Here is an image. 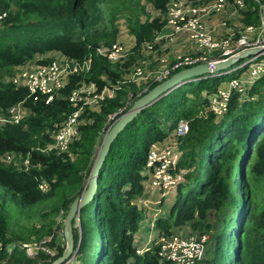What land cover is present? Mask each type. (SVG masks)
<instances>
[{
    "label": "trees",
    "instance_id": "16d2710c",
    "mask_svg": "<svg viewBox=\"0 0 264 264\" xmlns=\"http://www.w3.org/2000/svg\"><path fill=\"white\" fill-rule=\"evenodd\" d=\"M243 1L245 23L259 24L258 8L264 0ZM167 3L0 0V14L8 12L0 20V108L27 97L26 88L5 81L27 61L49 53L75 59L93 57L91 70L71 76L51 103L28 99L31 113L19 124L0 127V264H51L64 252L66 241L57 234L56 216L62 213L65 219L71 203L84 190L107 129L134 100L161 82L129 79L140 50L165 24L161 15L152 16L148 8L151 5L163 14ZM122 19L136 44L126 62L112 63L96 48L117 41ZM242 72L209 74L187 82L144 108L125 127L111 145L95 198L81 209L79 226L77 218L72 222L78 250L71 264H172L160 256L155 242L143 254L135 243L144 218L138 201L144 194L147 156L157 141L178 143L182 154L176 170H186L168 214L156 220L159 233L171 236L184 226L191 232L210 233L209 254L199 264H264V74L250 87L248 97L233 94L222 117L201 115L220 79ZM83 82H95L100 88L110 82L121 85L99 110L84 111L81 137L67 153L44 150L73 111L69 94ZM183 118L189 120L190 130L177 138L175 130ZM6 154H15L17 160H1ZM29 154L26 168L20 158ZM41 182L49 184L48 191L40 189ZM234 182H239L238 195ZM90 207L91 216L87 215ZM37 208V221L25 224L24 218H33ZM215 220L221 221V228L214 236ZM26 244L45 249L30 254Z\"/></svg>",
    "mask_w": 264,
    "mask_h": 264
},
{
    "label": "built area",
    "instance_id": "2783aa9c",
    "mask_svg": "<svg viewBox=\"0 0 264 264\" xmlns=\"http://www.w3.org/2000/svg\"><path fill=\"white\" fill-rule=\"evenodd\" d=\"M197 0H168L166 10V24L169 31L159 32L154 41L147 42L145 47L153 51L155 45L162 39L173 40L177 33L187 32L190 38L202 49L199 55H178L172 62L169 69L156 72L151 81L164 80L171 71L189 65L208 63L212 75H231L237 70H246L245 74L230 78L227 88H218L216 92L209 94L207 106L201 110V115L223 116L229 109L230 100L233 94L238 93L248 97L250 87L264 74V58L261 55H254L244 59L240 66H232L220 72H214L216 64L226 59L240 54L242 51L253 47H264V4L261 5L260 24L258 26L248 25L240 36L236 38L234 33L221 37H216L213 31L206 28L205 18L212 14L222 13L226 8V0H214L210 3L199 4ZM239 7L244 6L243 1L238 2ZM7 15L6 12L0 14V20ZM165 29V28H164ZM254 34V36H251ZM99 55L106 57L110 62L117 63L129 56V48L119 41L111 46H100L96 48ZM216 54L214 55V53ZM92 54L83 59H75L59 54L44 65H36L30 62L19 66L14 74L5 81L15 87L27 89V97L6 109L0 108V127L7 124H19L31 113V108L27 105V100L33 102L51 103L60 90L66 85L73 75L88 73L92 68ZM154 73L153 71L149 72ZM142 66H135L129 80L145 82L149 80ZM121 83L106 85L97 90V84L90 82L82 83L74 88L68 96V101L73 107V111L60 124L54 134L53 142L44 150H54L58 154L67 153L72 143L81 137L80 125L82 115L87 108H100L108 99L116 95ZM190 130V122L187 119H180L175 130V137L185 136ZM181 150L178 143H166L153 145L147 156L145 166V184L150 188L159 191L161 196L168 195L177 189L184 177V171H177V163L181 157ZM74 158L73 155H70ZM1 160L12 162L17 160L15 154H6ZM20 163L28 168L30 165V154L21 157ZM40 189L48 191L50 186L47 182H41ZM161 201H157L159 204ZM159 212V211H158ZM157 212V215H158ZM156 215L148 219L151 229L150 239L147 243H137L138 252L143 254L150 249L155 242L159 245V254L162 258L169 260L172 264H199L205 258L207 245L210 242L208 233H196L189 231L185 233L183 229L177 230L171 236L160 234L156 228ZM154 231V241L153 234ZM153 241V242H152ZM27 248L29 244H26ZM43 249H45L43 247ZM32 253V249L28 248Z\"/></svg>",
    "mask_w": 264,
    "mask_h": 264
},
{
    "label": "rangeland",
    "instance_id": "374dc122",
    "mask_svg": "<svg viewBox=\"0 0 264 264\" xmlns=\"http://www.w3.org/2000/svg\"><path fill=\"white\" fill-rule=\"evenodd\" d=\"M212 1H214V0H197L196 3L204 4V3H210ZM226 2H227L226 8H225V10L222 13H219V14H221V15H219V17H221L220 20L222 19V21H225V20L228 21L229 25L224 27V29L227 30L226 31V36L230 35L231 33H234V36H236V35H238L239 32H242L243 30H245L246 29L245 27H247L248 25H252V24L245 23V15H244V13H245V11H247V7H246L245 4H244L243 7L240 8L239 5H238V1L235 2V0H226ZM263 4H264V2H260L258 11H261V5H263ZM148 9H149V12L152 14V16H160L161 15V17L164 19L165 24H166V12L162 14L160 11L152 8L151 5L149 6ZM4 12L8 13L7 11H4ZM4 12H2V13H4ZM216 15L217 14L215 13V14H212L211 17L209 16L211 18L210 20H211L212 24H214V19L217 17ZM260 16H261V14H260ZM119 24H120L119 25L120 33H119L117 41H119L121 43H124L129 48V52H130L129 56H130L132 54V50H133L135 44H133V45H129V44L132 41L131 39L134 38V36L129 31L127 23H126L125 20L122 19ZM259 24H257V23L255 24L254 23L253 25L258 26ZM182 32H184V31H182ZM184 33L188 34L187 32H184ZM219 35H220L221 38L224 37L222 34H219ZM162 40H164V39H162ZM162 40H160L158 42V44L155 45V49L153 51H150L145 46L142 47V49L140 50V55L137 56L138 63L134 64V66L132 67V69L130 71L131 74H132V71H133L134 67L140 65V66H142L145 69L147 74H150L149 73L150 71L154 72V73L150 74V77H149L148 81H151L150 80L151 77L154 79V76L156 75V72L163 71L165 69H169L170 66H167V67L161 66L162 63H161L160 58L163 56V51H166V52L170 53L171 49H174V46H172V44H167L166 49H164L165 47H163V45H162V43L164 41L162 42ZM111 45L101 44L100 46H111ZM100 46H98V47H100ZM198 49H200V47H198ZM194 52H198V50L196 49L195 45L193 47H191L189 50H185V48H183V52L181 54L182 55H193V54H195ZM198 54H201V53H198ZM58 55L59 54H55V53H49L47 55H39L35 59L27 61L26 63L30 62V63L36 64V65H44L43 63H41V61H43L44 58L52 57L51 59H54ZM129 56L126 57L125 59H123L122 61H119V62L120 63L126 62V60L129 58ZM260 57L264 58V54H262ZM26 63H24V64H26ZM243 63H244V61L241 60L240 62H238L236 64V66H240ZM24 64H22V65H24ZM170 64H172V63H170ZM16 70H15V72H16ZM171 73H172V71H171ZM245 73H246V70H243V72L240 75L245 74ZM129 74L130 73L127 74V78L129 77ZM7 78H8V76H7ZM229 81H230V77L221 78L220 81H219L220 82L219 88H227ZM145 82L147 83V80ZM145 82H142V83H145ZM83 83L88 84V82H83ZM113 84L114 83L110 82V83H106L104 86H106V85L111 86ZM96 88H97V90L102 89L98 85L96 86ZM241 97H245V96L241 95ZM88 109L89 108H87V110ZM90 109L96 111V110H99L100 108H97V109L90 108ZM216 117H222V116H216ZM83 120H85V119L83 118ZM158 143H160V142L157 141V142H155L154 145H157ZM183 171H184V174H185L186 170H183ZM239 176H240V166H238L235 169V177H236V179ZM184 178H185V176L183 177L182 181H184ZM233 188L235 189L237 195L240 194L239 193V182H234ZM156 193L158 194L159 191L156 192ZM156 193H153V194L156 195ZM154 195H152V196L150 195L148 204H144L143 203V207L144 208L143 207L142 208H143V212H144V218H143V220H142V222L140 224V229H139L138 233L135 235V243H136V241L139 242V239L141 240L142 238H144V241H147V239H150L151 235L149 233L150 229L148 228L147 220L150 219V218H153L155 215L157 216L156 220L160 216H166L168 214V212H169V209H170L171 205L174 203V201L176 199L177 190L175 189L174 191H171L168 195L163 196V197L161 196L160 193L158 194L157 197H155ZM159 200L161 202L158 204L157 201H159ZM38 210H40V209L37 208L36 214H35V216L33 218H31V219L24 218L23 222L25 224H29L30 222H33V221L36 222L37 219L39 218V216L37 215V213L39 212ZM158 211L160 212L159 215H157ZM87 215H89V216L92 215V207H90L89 210L87 211ZM56 219H57V221L60 224V229L57 230V234L59 235V238L65 242V238L63 236L64 230L62 228V226H64V215H62V213H60L59 215L56 216ZM76 224H77L76 226H79V218H77V223ZM214 225H215V231L213 233H214V236H215V234H217L218 230L221 228V221L220 220H215L214 221ZM183 230H185L184 231L185 233H188L190 231V227L189 226H184ZM151 234H154V231H152ZM209 235H210V233H209ZM214 236L211 233V238L212 239H213ZM40 244H39V247H36L35 244L34 245L33 244H29L28 248L32 249V253L33 254H36V252L38 251V248H42L43 249V246H41ZM208 254L209 253L207 252L206 255H205V258H207ZM74 258H75V256L67 264H71L70 262H72Z\"/></svg>",
    "mask_w": 264,
    "mask_h": 264
},
{
    "label": "water",
    "instance_id": "95a60500",
    "mask_svg": "<svg viewBox=\"0 0 264 264\" xmlns=\"http://www.w3.org/2000/svg\"><path fill=\"white\" fill-rule=\"evenodd\" d=\"M262 54H264V47H253L246 49L236 56L219 62L216 64L213 71L220 72L226 70L232 66H235L241 60H244L250 56ZM210 73L211 69L208 63H199L173 73L169 77L159 82L152 89L147 91L144 95L134 100L133 104L127 109V111L120 115L107 129L99 145L93 166L86 182V186L82 193L71 203L70 209L64 219V238L66 241L64 252L51 264H67L75 256L78 246L75 248L72 222L75 218H79L81 209L95 198L99 186L101 169L104 165L107 155L109 154L111 145L116 140L118 135L132 120H134V118H136L141 113L144 108L152 105L160 98L166 96L171 91L182 86L183 84L200 79L202 77H206Z\"/></svg>",
    "mask_w": 264,
    "mask_h": 264
},
{
    "label": "crops",
    "instance_id": "0c3cea01",
    "mask_svg": "<svg viewBox=\"0 0 264 264\" xmlns=\"http://www.w3.org/2000/svg\"><path fill=\"white\" fill-rule=\"evenodd\" d=\"M237 1L239 2V1H243V0H235V2H237ZM219 15H221V14H217L216 15L217 17L214 19V24L211 23V20H210L211 16L205 18V21H204V24H205L206 28L211 30V31H213V33H214V35L216 37H220L219 34H222L223 36H226V31L227 30L224 29V27L229 25L227 20H225V21H222V19L220 20L221 17H219ZM168 31L169 30L165 26H163V28L160 30V32H164V33L168 32ZM240 35H241V33L239 32L238 35H236V38L238 36H240ZM251 36H254V34H251ZM131 40L132 41L130 42L129 45L136 44L135 37L132 38ZM190 40H191L190 36L188 34H185L184 32L177 33L173 40H170L168 38L162 40V42L164 41L163 43L161 42L163 47H165L164 49H166L167 44H172V46H174V49L170 48L171 49L170 53H168L166 51H163L164 49L162 50L163 51V56L160 58L161 63H162L161 66H164V67L170 66L171 65L170 63H172L176 59V57L178 55H182L181 53L183 52V48H185V50H189L191 47H193L195 45V47L198 50V52H194L195 54H193V55H199L198 53H202V49L201 48L198 49L199 46L193 40H191V41ZM215 54H216V52L214 53V55ZM130 76H131V74H130ZM156 192H158V191L155 190V189L150 188L148 185L145 184L144 185V194L141 196V199L138 201L139 205H141L143 207V203L144 204H148L150 195L152 196V195H154L153 193H156ZM158 194L156 193V195H154V196L157 197ZM159 213L160 212H158V215H159ZM147 224H148V220H147ZM148 228L150 229L149 225H148ZM150 231H151V229L149 230V233H150ZM152 238H153V241H154L155 235L152 236ZM148 241H149V239H147V241H144V238H142L141 240L139 239V242L138 241L137 242L141 243V244H145Z\"/></svg>",
    "mask_w": 264,
    "mask_h": 264
}]
</instances>
